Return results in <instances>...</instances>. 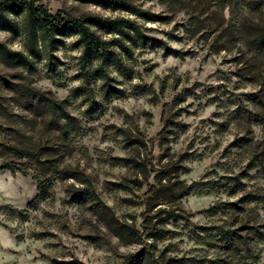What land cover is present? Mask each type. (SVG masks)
I'll return each instance as SVG.
<instances>
[{
    "label": "clouds",
    "instance_id": "clouds-1",
    "mask_svg": "<svg viewBox=\"0 0 264 264\" xmlns=\"http://www.w3.org/2000/svg\"><path fill=\"white\" fill-rule=\"evenodd\" d=\"M0 264H264V0H0Z\"/></svg>",
    "mask_w": 264,
    "mask_h": 264
},
{
    "label": "trees",
    "instance_id": "trees-1",
    "mask_svg": "<svg viewBox=\"0 0 264 264\" xmlns=\"http://www.w3.org/2000/svg\"><path fill=\"white\" fill-rule=\"evenodd\" d=\"M99 6L108 7L110 5V0H98ZM124 10H127L126 6H121Z\"/></svg>",
    "mask_w": 264,
    "mask_h": 264
}]
</instances>
